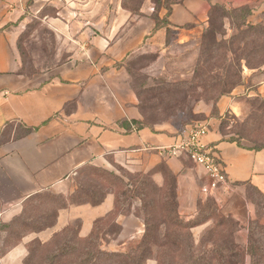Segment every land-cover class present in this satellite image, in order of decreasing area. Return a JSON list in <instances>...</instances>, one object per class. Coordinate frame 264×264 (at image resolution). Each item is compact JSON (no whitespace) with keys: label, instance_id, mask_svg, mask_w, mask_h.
I'll use <instances>...</instances> for the list:
<instances>
[{"label":"crops","instance_id":"crops-1","mask_svg":"<svg viewBox=\"0 0 264 264\" xmlns=\"http://www.w3.org/2000/svg\"><path fill=\"white\" fill-rule=\"evenodd\" d=\"M246 3L136 0L131 7L129 0H0V264H24L30 243L50 241L75 220L78 236L90 235L94 222L112 210L113 194L97 204L68 198L74 176L93 163L153 170L164 162L175 175L181 213L193 216L198 198H209L220 217L237 225L235 236H264V147L240 146L221 127L226 113L242 115L248 98L264 99V79L192 107L208 127L203 142L227 174L224 184L204 192L209 178L200 166L185 154H158V146L173 144L185 130L171 123L140 125L138 95L125 67L138 51L165 48L168 32L177 42L188 41L207 26L214 8ZM29 15L43 17L71 40L66 60L32 75L22 71L17 47L16 23ZM55 194L68 202L41 206L43 221L36 223L45 227L24 231L6 244L5 237L14 236L7 226L22 215L30 217L38 202ZM214 221L210 217L196 225L195 235Z\"/></svg>","mask_w":264,"mask_h":264},{"label":"rangeland","instance_id":"rangeland-1","mask_svg":"<svg viewBox=\"0 0 264 264\" xmlns=\"http://www.w3.org/2000/svg\"><path fill=\"white\" fill-rule=\"evenodd\" d=\"M129 1L136 7V0ZM245 1L214 9L207 26L188 41L177 42L168 32L165 48L131 55L125 67L144 125L171 123L186 130L203 119L192 111L198 102L211 104L237 87H252L264 79V0ZM16 25L23 72L50 70L70 55L71 40L65 41L43 17L29 15ZM243 103L241 116L224 115L222 131L241 146L260 148L264 99L256 96ZM73 186L69 202L95 204L111 193L112 210L94 222L89 236H78L75 220L50 241H33L24 264H264V236H235L237 225L220 217L211 199L198 198L193 216L181 213L176 178L164 162L153 170L115 161L88 164L74 176ZM52 200L59 201L54 206L68 202L48 195L20 222L40 217L45 211L41 206ZM210 217L214 223L196 236V225ZM16 237L6 236L5 243Z\"/></svg>","mask_w":264,"mask_h":264},{"label":"built area","instance_id":"built-area-1","mask_svg":"<svg viewBox=\"0 0 264 264\" xmlns=\"http://www.w3.org/2000/svg\"><path fill=\"white\" fill-rule=\"evenodd\" d=\"M207 132V124L197 122L188 127L173 144L156 148L161 157L185 154L193 163L200 166L209 178L208 184L202 189L204 192L214 190L227 181L226 171L216 152L203 142Z\"/></svg>","mask_w":264,"mask_h":264},{"label":"trees","instance_id":"trees-1","mask_svg":"<svg viewBox=\"0 0 264 264\" xmlns=\"http://www.w3.org/2000/svg\"><path fill=\"white\" fill-rule=\"evenodd\" d=\"M245 7V6H244ZM217 8H223V7H216V8H214V9H217ZM213 9V10H214ZM213 10H212V12H213ZM212 12H211V14H212ZM210 17H211V15H210ZM210 20V19H209ZM141 124V126L142 125H144L142 122H140ZM231 141H233V140H231ZM238 144V143H237ZM239 145V144H238ZM241 146V145H240ZM262 147H264V146H262ZM70 196H71V194H70ZM69 196V197H70ZM69 199V198H68ZM104 199V197L100 200V201H102ZM99 201V202H100ZM99 202H97V203H99ZM97 203H95V204H97ZM53 215V212L51 213L50 212V216H52ZM42 216V215H41ZM40 216V217H41ZM40 217H37V218H35L34 220H31V222H29V223H26V224H24V222H20V220H21V218H30V217H28V216H25V215H22V216H20V217H18V218H16L15 220H14V222L12 223V224H10V225H8L7 227L9 228V230L12 232V235H14V236H16V235H19V234H21V233H23L24 231H27V230H32V229H39V228H42V227H45V225L46 224H41V223H36V222H40V221H43L42 219V217L40 218ZM15 225H19L22 229H20L19 231H16L15 230V228H14V226ZM90 235H91V233H90ZM18 237H20V236H18ZM18 237H16L15 239H14V241H16V239L18 238ZM13 241V242H14Z\"/></svg>","mask_w":264,"mask_h":264}]
</instances>
